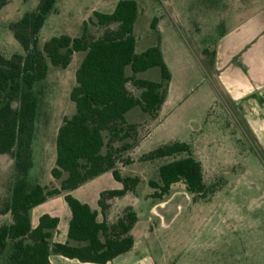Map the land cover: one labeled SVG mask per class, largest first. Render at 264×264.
<instances>
[{"label": "trees", "instance_id": "trees-1", "mask_svg": "<svg viewBox=\"0 0 264 264\" xmlns=\"http://www.w3.org/2000/svg\"><path fill=\"white\" fill-rule=\"evenodd\" d=\"M10 0H0V9ZM55 0H38L35 10L23 13L8 25L12 38L22 54L5 58L0 53V155L13 163L10 196L0 205V214L9 213V224L0 225V259L3 264H48L50 253L83 263L105 264L132 247L129 234L136 222L129 206L122 208L111 222L106 221L110 201L134 192L140 179L122 176L116 169V155L131 150L137 143V127L127 123L124 114L132 108L155 119L166 96L170 74L162 61L158 45L136 54L132 26L137 7L133 0H119L109 14L94 12L87 24L100 29L91 37L86 25L78 37L59 35L37 47V35L47 15L53 12ZM156 18L149 24L154 29ZM74 53H83L74 71V85L68 98L74 112L63 117L55 136V159L50 175L59 181L58 188L28 184L25 180L32 166L31 142L37 114L38 91L34 88L47 73L48 65L64 69ZM212 56V53H210ZM151 68L159 70L158 81L130 78ZM138 92L131 94L127 84ZM134 143L127 142L128 138ZM117 143L120 146L115 147ZM173 158L157 167L156 180H148V198L159 201L169 186L181 182L193 201H204L216 190L215 183L203 182L200 163L192 156L188 144L172 141L142 154L140 160L152 162ZM125 158L120 164H129ZM109 171L120 190L102 191L97 207L102 216L79 203L69 192ZM64 176V177H63ZM63 193L70 212L65 243H50L57 219L42 215L29 228V210L47 197Z\"/></svg>", "mask_w": 264, "mask_h": 264}, {"label": "rangeland", "instance_id": "rangeland-1", "mask_svg": "<svg viewBox=\"0 0 264 264\" xmlns=\"http://www.w3.org/2000/svg\"><path fill=\"white\" fill-rule=\"evenodd\" d=\"M37 3L38 0H10L0 9V53L3 57L22 54L8 25L23 13L35 10ZM143 4L148 6L150 14L145 13L136 20V54L151 45L148 43L152 36V30L149 29L152 16L176 27L172 29L175 32L178 29L184 46L190 51L201 52L198 55L199 61L189 55V59L183 63L185 71L174 72L170 80L169 98L159 109L157 118L151 119L138 108H132L124 114L127 123L138 125V134L134 137L137 143L131 150L116 155V167L120 168L124 176H137L143 180L134 190V197L138 200L134 204V212L143 228L148 231L152 228L153 234L146 241L150 258L159 263V259L165 255L167 264H176L180 249L189 245L190 238L196 235V231H200L203 248L198 263L264 264V157L230 103L213 84L210 54L220 33L245 16L264 9V0H144ZM66 25V20L47 15L37 35V47L41 48L51 37L81 35L82 28L66 29ZM86 32L96 37L100 29L89 24ZM82 56L83 53L72 54L64 69L48 65L45 78L34 88L39 93L33 124V166L25 177L28 184L46 183L50 176V157L41 155L40 142H44L46 151L49 150L50 131L61 123L63 117H69L74 112L68 94L74 85V71ZM125 75L148 81L159 80L157 68L137 74L125 68ZM209 84L215 95L212 103L208 96ZM126 88L134 96L137 95L138 92L131 84L128 83ZM126 141L134 143L131 137ZM171 141L186 143L190 148L192 146V156L201 165L203 182L215 183L214 192L219 194L207 204H202L198 212L185 209L182 198L173 199L164 212V220L169 223V229L163 231L156 227L158 220L149 216V203L143 200L144 192L149 190L146 181L156 180L158 166L182 155L152 162L142 161L140 157ZM120 145L117 143L115 147ZM125 158L130 160L129 164H120ZM13 175L12 160L6 155H0V205L10 196ZM109 177V182L114 183L111 175ZM106 180L99 181L104 185L102 187H108ZM94 184L98 183L88 185L82 192L90 190ZM115 184L121 188L119 183ZM84 198L90 199V193ZM123 198L115 201L113 217L118 215V207L126 205ZM231 207L234 211L239 207V220L227 218ZM173 214L175 216L170 222L169 217ZM4 221L3 215H0V225ZM232 222H235V226L229 230ZM178 231H181L185 241H179ZM3 263L4 257L0 259V264Z\"/></svg>", "mask_w": 264, "mask_h": 264}, {"label": "crops", "instance_id": "crops-1", "mask_svg": "<svg viewBox=\"0 0 264 264\" xmlns=\"http://www.w3.org/2000/svg\"><path fill=\"white\" fill-rule=\"evenodd\" d=\"M118 1L119 0H55L53 5V12L50 14L54 15L55 19L66 20L67 25L64 26L66 29L80 30V28L83 27L84 23L86 26H88L87 22L93 19L92 14L94 12L109 14L113 11ZM133 1H135L137 7L136 17L132 26L135 52L136 39L134 31L136 20L138 19V17H141L145 13L150 14V11L148 10V6H145L143 4L144 0ZM152 18H156V22L154 25V29L152 30V36L149 39L148 43L151 45H149L148 47L158 45L162 61L168 69L171 80L174 72L185 71L183 63L189 59V55H191L193 59L195 58V61H199L200 57L198 55L201 52L190 51L188 47L184 46L181 33H178V29H176L175 32L172 28L176 27L171 26L169 22L160 18L157 19L156 16H152ZM210 53H212L211 78L213 84L218 87L220 93L230 103L233 111L241 120L248 133L254 140L256 146L260 150V153L264 157V9L245 16L232 27H229L228 29L222 31V33H220V35L215 40L213 49ZM209 87L211 88V91L209 88L208 96L212 100V103L215 95L212 90V85H210ZM169 95L170 81L168 83L166 96L159 109L164 106L167 99L169 98ZM60 124L61 123L56 125L54 129L50 131L51 144L49 150L46 151L44 142H40L41 147L39 148V150L41 149V155H49L50 157V163L48 164L49 175L50 170L54 165V141L57 128ZM33 139L34 131L32 142ZM32 142L31 153L33 166L34 157ZM30 169L28 170V172L30 171ZM116 169L119 173L121 172L120 168L116 167ZM109 175H111L109 171L104 172L69 192V195L72 196V198H74L81 204H86V206H88L91 211H94L96 213V222H100L102 220V216L100 215L99 209L97 207V199L99 193L105 190L109 191L121 189H119V187L115 184L116 181L114 183L111 181L109 182ZM120 175L122 174L120 173ZM102 179H107L106 181L109 184L106 186L108 187H102L104 185L102 184V182H99ZM59 181L60 180L53 179L50 175L49 178L46 179V183L38 182L33 184H37L41 187L47 188H58ZM140 181L143 180L140 179ZM93 183L98 184H94V186H91L92 188L90 190L82 192L85 187ZM151 192V189L144 192L143 200L149 203V216H154V218L158 220L156 227H160V229H162L163 231L167 228L169 229V223L165 222L164 220V212L166 211V207L173 199L177 197L182 198L185 209L191 210L192 212H198L202 208V204H207V202L213 199L215 195L219 194V192H214L208 199L204 201H193L192 195L186 192L185 187L181 182L170 185L168 194L159 201H154L148 198V195ZM89 193L90 199H85L84 196H87ZM122 197H124L123 201H125L126 205L118 207V213L122 210V208L126 206H129L134 212V204L138 202L137 198L134 197V192L126 193ZM117 199L119 198H115L110 201V208L106 213V221L108 222L112 221V212L115 207L114 203ZM237 212H240L239 207L235 208V211L234 208L231 207V209H229L227 218L233 221H235V219L239 220V218L241 217H238ZM134 214L136 217V222L133 224L132 228L129 231V234L133 240L131 249L124 254L116 256L111 261L105 264H167L165 255L162 257V259H159V263L150 258L151 254L146 245V241L149 240L150 235L153 234L152 228L150 227V231L143 228V226L139 224L137 214L135 212ZM0 215H3V217L5 218V221L2 224L11 223L9 213ZM42 215H48L51 218L57 219L56 228L52 232L49 240L50 243L62 244L67 242L66 232L70 219V212L63 200V193L47 197L43 202L30 208V229H33L37 225L38 219ZM174 216L175 215L173 214L171 218L169 217L170 222L173 220ZM202 221H204V219H202ZM234 226L235 222H232L231 227H229L228 229L232 230ZM178 233L180 237L179 241L184 240L181 236V231H178ZM200 233V231H196L195 236H193L192 238L189 237L191 239L189 245H182L183 247L180 249V254L177 258L176 264H204L197 262L200 257V250H202L203 248V245L201 244L202 235ZM188 257H190V259H188ZM47 261L48 264H94L79 262L75 259H67L52 253L48 255ZM205 264L215 263H213L212 261H208Z\"/></svg>", "mask_w": 264, "mask_h": 264}]
</instances>
